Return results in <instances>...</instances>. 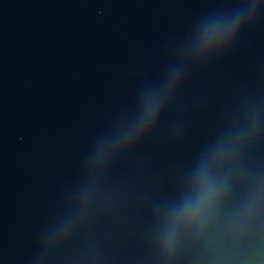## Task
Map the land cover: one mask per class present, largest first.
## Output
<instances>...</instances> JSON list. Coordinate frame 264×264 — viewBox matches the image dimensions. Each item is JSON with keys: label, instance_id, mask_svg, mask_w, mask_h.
<instances>
[{"label": "water", "instance_id": "obj_1", "mask_svg": "<svg viewBox=\"0 0 264 264\" xmlns=\"http://www.w3.org/2000/svg\"><path fill=\"white\" fill-rule=\"evenodd\" d=\"M0 264H264V0H0Z\"/></svg>", "mask_w": 264, "mask_h": 264}]
</instances>
